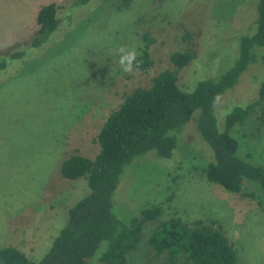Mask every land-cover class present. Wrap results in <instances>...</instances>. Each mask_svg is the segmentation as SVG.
Wrapping results in <instances>:
<instances>
[{
  "label": "rangeland",
  "instance_id": "374dc122",
  "mask_svg": "<svg viewBox=\"0 0 264 264\" xmlns=\"http://www.w3.org/2000/svg\"><path fill=\"white\" fill-rule=\"evenodd\" d=\"M259 1L93 0L78 7L76 0H0V58L27 51L0 70V247L42 260L70 209L91 192L86 179L62 177L63 162L76 152L95 158L110 114L132 91L173 70L174 53L196 54L179 75L185 91L219 78L236 61L241 39L257 32ZM51 3L58 7L60 30L31 49L37 12ZM146 49L153 66L125 71L121 60L127 64ZM263 83L264 64L251 65L216 107L220 131L236 108L259 101ZM263 116L258 110L231 136L243 160L264 168ZM199 117L200 111L190 116L171 159L149 152L133 162L114 195V212L126 224L154 206L162 209L161 222L214 221L239 264H264V190L244 179L252 199L207 180L202 168L214 161V152L200 135ZM145 252L143 244L129 264H147Z\"/></svg>",
  "mask_w": 264,
  "mask_h": 264
},
{
  "label": "trees",
  "instance_id": "16d2710c",
  "mask_svg": "<svg viewBox=\"0 0 264 264\" xmlns=\"http://www.w3.org/2000/svg\"><path fill=\"white\" fill-rule=\"evenodd\" d=\"M92 1L76 3L82 7ZM257 12V32L241 39L236 61L219 78L204 80L195 90L185 91L179 85V75L196 58L195 52L187 50L171 56L173 70L162 71L150 87L132 91L102 126L95 158L76 152L63 162L62 177L86 179L91 192L70 209L69 220L49 253L36 261L18 248L0 247V264H91L94 259L95 264H129L132 253L143 244L147 264H239L235 247L216 222L181 218L161 222L162 209L154 206L126 224L115 214L113 198L122 176L137 158L149 152H156L161 159L174 156L184 125L196 111H200V135L214 152V161L202 168L207 180L229 193L252 199L256 198L253 193L244 192V179L259 183L264 190V168L243 160L240 144L231 136L236 125L246 123L258 110L264 113V83L259 101L236 108L226 118L225 131L219 130L216 118L222 97L234 89L251 65L264 64V0L259 1ZM36 24L31 49L41 48L60 30L57 5H42ZM26 55L27 51H15L0 58V70ZM131 64L140 71L151 68L154 61L149 49L135 56ZM148 227L151 233L146 238ZM102 243L105 246L101 249Z\"/></svg>",
  "mask_w": 264,
  "mask_h": 264
},
{
  "label": "clouds",
  "instance_id": "9594fccd",
  "mask_svg": "<svg viewBox=\"0 0 264 264\" xmlns=\"http://www.w3.org/2000/svg\"><path fill=\"white\" fill-rule=\"evenodd\" d=\"M129 59V58H126ZM121 64L124 65V70L125 71H131L132 70V64H131V60L129 59V62L127 64H125V60L122 59L121 60Z\"/></svg>",
  "mask_w": 264,
  "mask_h": 264
}]
</instances>
